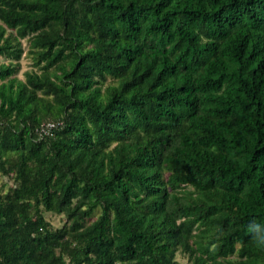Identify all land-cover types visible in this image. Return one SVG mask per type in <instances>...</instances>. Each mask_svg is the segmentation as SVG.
<instances>
[{"label": "trees", "instance_id": "obj_1", "mask_svg": "<svg viewBox=\"0 0 264 264\" xmlns=\"http://www.w3.org/2000/svg\"><path fill=\"white\" fill-rule=\"evenodd\" d=\"M0 178V264H264V0H0Z\"/></svg>", "mask_w": 264, "mask_h": 264}, {"label": "rangeland", "instance_id": "obj_2", "mask_svg": "<svg viewBox=\"0 0 264 264\" xmlns=\"http://www.w3.org/2000/svg\"><path fill=\"white\" fill-rule=\"evenodd\" d=\"M23 44H24V47H25V52L27 50V42L26 41H23ZM30 59L26 57V54L22 57V59L19 61V65H20V68H21V71L19 73V78L21 80L24 79V73L28 70H30L31 68V63H30ZM7 178H0V186L3 184V183H7ZM48 219L50 222H52V224L54 226H62L64 224V217L63 216H58V215H53L51 213H49L47 215ZM180 262L181 263H186V261H184L182 258H180Z\"/></svg>", "mask_w": 264, "mask_h": 264}, {"label": "built area", "instance_id": "obj_3", "mask_svg": "<svg viewBox=\"0 0 264 264\" xmlns=\"http://www.w3.org/2000/svg\"><path fill=\"white\" fill-rule=\"evenodd\" d=\"M57 125V122H47L38 130V134L48 135Z\"/></svg>", "mask_w": 264, "mask_h": 264}, {"label": "clouds", "instance_id": "obj_4", "mask_svg": "<svg viewBox=\"0 0 264 264\" xmlns=\"http://www.w3.org/2000/svg\"><path fill=\"white\" fill-rule=\"evenodd\" d=\"M258 246H264V235L256 237Z\"/></svg>", "mask_w": 264, "mask_h": 264}]
</instances>
